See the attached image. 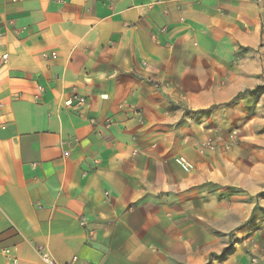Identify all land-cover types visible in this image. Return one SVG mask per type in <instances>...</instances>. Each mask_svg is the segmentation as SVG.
Here are the masks:
<instances>
[{
	"label": "crops",
	"instance_id": "obj_1",
	"mask_svg": "<svg viewBox=\"0 0 264 264\" xmlns=\"http://www.w3.org/2000/svg\"><path fill=\"white\" fill-rule=\"evenodd\" d=\"M263 21L264 0H0V264H264V220L258 251L203 245L168 131L191 98L172 46L256 73Z\"/></svg>",
	"mask_w": 264,
	"mask_h": 264
},
{
	"label": "rangeland",
	"instance_id": "obj_2",
	"mask_svg": "<svg viewBox=\"0 0 264 264\" xmlns=\"http://www.w3.org/2000/svg\"><path fill=\"white\" fill-rule=\"evenodd\" d=\"M187 41L192 46L187 49L199 44L193 36ZM199 55L172 46L170 57L177 65L172 70L182 64L187 75L184 83L172 81L171 86L191 97H170L171 106L187 114L182 126L168 130L176 144L183 141L187 147H174L172 159L187 177L186 204L201 207L203 245L217 254L240 242L253 253L261 248L264 220V29L262 68L256 73L241 52L229 67L212 64L216 58L211 54ZM252 77L260 82H249ZM232 78L241 81L233 82L236 95L217 97L215 88L230 85ZM215 79L218 85L209 84Z\"/></svg>",
	"mask_w": 264,
	"mask_h": 264
},
{
	"label": "built area",
	"instance_id": "obj_3",
	"mask_svg": "<svg viewBox=\"0 0 264 264\" xmlns=\"http://www.w3.org/2000/svg\"><path fill=\"white\" fill-rule=\"evenodd\" d=\"M12 1H23V0H12ZM8 59V54L5 53L2 56V60L3 62H6ZM87 100L84 96L81 95H74L72 97V99H70L67 103L68 105L72 106L74 109L76 110H81V108L86 104ZM106 123L111 122L110 119H107L105 121ZM212 141H207L206 145L207 146H213L211 145ZM90 233H92V231H90ZM40 256L42 258V260L44 261L45 264H59L48 252H46L45 250H40ZM259 261V258L256 256H253L251 259L252 263H257ZM10 264H18L17 260L14 259ZM67 264H80L77 262V258L74 257L73 261L71 263H67Z\"/></svg>",
	"mask_w": 264,
	"mask_h": 264
},
{
	"label": "trees",
	"instance_id": "obj_4",
	"mask_svg": "<svg viewBox=\"0 0 264 264\" xmlns=\"http://www.w3.org/2000/svg\"><path fill=\"white\" fill-rule=\"evenodd\" d=\"M260 88H264V86L260 87Z\"/></svg>",
	"mask_w": 264,
	"mask_h": 264
}]
</instances>
